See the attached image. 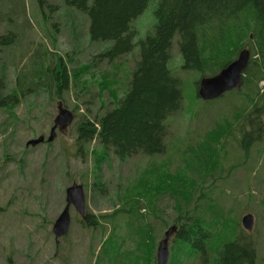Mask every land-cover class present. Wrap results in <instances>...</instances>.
<instances>
[{
  "label": "trees",
  "instance_id": "1",
  "mask_svg": "<svg viewBox=\"0 0 264 264\" xmlns=\"http://www.w3.org/2000/svg\"><path fill=\"white\" fill-rule=\"evenodd\" d=\"M38 1L41 7L50 2ZM64 2L88 14L92 43L114 40L113 46L93 55L87 64H74L75 57L69 52L66 58L54 50L35 48L34 58L24 61L15 86L8 88L0 77V108L15 109L22 99L41 91L64 100L62 94L74 88L79 100L89 83L85 76L91 73L102 97V108L108 106L106 91L113 97L112 106L93 115L95 118L82 114L77 120L74 144L76 155L91 154L98 162L104 161L109 151L121 161L136 155H158L166 151L169 133L166 119L182 109L183 104L182 82L168 66L175 39L184 59L183 67L201 71L202 77L217 74L243 49L254 47L256 39L257 51L252 52L259 53L261 58L250 59L242 88L231 89L220 97L235 100L230 112L232 120L224 114L223 119H217L195 146L188 148V171L172 176L169 166L150 165L151 168L138 178L139 185L131 189L133 198H126L120 207L99 217L91 212L82 216L84 228L101 230V235H106L97 253L100 264H157L156 252L161 237L158 238L156 228L146 220L147 213L142 209L148 207L154 211V216L160 217L164 210L159 208L157 211L154 205L163 197L175 200L177 209V216L172 221H164L162 227L165 232L171 225L177 227L172 235L169 264H255L256 247L251 234L244 229L238 232L235 226V237L225 240L219 229L224 223L223 214L213 215L211 223L217 218L215 230L207 227L206 211L215 206L208 203L206 211L201 208L203 201L211 198L209 192L201 188L205 187L203 184L209 176L218 171L221 174L222 160L227 154V137L236 129L242 135L239 144L247 153L252 142L264 140V88L259 85L260 81L264 82V0H158L154 9L156 23L153 30L140 40V57L133 66L123 94H119L114 86L116 83L111 82L106 72L98 77L94 68L97 62L106 61V55L115 60L133 49L136 34L133 21L150 0ZM14 31L8 29L0 33V51L19 41ZM79 106V103L72 106L74 113ZM13 118L16 120L19 116L13 113ZM250 158L253 159L247 154V159ZM195 172L201 180L200 189L199 184L195 187L197 180L190 177ZM84 185L86 189H97L100 194L104 192L100 180ZM198 191L201 192L196 198ZM144 198L146 203L142 202Z\"/></svg>",
  "mask_w": 264,
  "mask_h": 264
},
{
  "label": "rangeland",
  "instance_id": "2",
  "mask_svg": "<svg viewBox=\"0 0 264 264\" xmlns=\"http://www.w3.org/2000/svg\"><path fill=\"white\" fill-rule=\"evenodd\" d=\"M157 2L150 0L145 10L133 21L136 30L133 49L115 60L106 55V61L97 62L94 68L98 77L105 72L111 77L119 94H123L127 87L133 66L140 57V40L153 30L156 23L154 9ZM10 8L20 14L12 13ZM89 26L88 14L66 4L64 0H50L43 7L38 0H0V33L15 29L19 40L0 51V77L8 88L15 86L24 61L29 62L34 58L33 52L37 47L54 50L66 58L69 52L75 57L74 64L89 63L93 55L108 51L114 44V40L92 43ZM253 43L254 47L249 46L251 58H261L259 53L253 54L252 50L257 51L256 39ZM183 64L184 59L175 39L168 66L182 82L183 104L182 109L166 119L169 130L167 148L158 155H136L121 161L109 151L102 162L96 161L91 154L76 155L77 120L82 114L95 118L93 115L112 106L113 97L106 91L108 106L102 108V97L98 94V85L91 73L85 76L89 83L79 100L74 88L62 94L64 100L41 91L22 99L15 109L0 108V264H100L97 253L106 235L103 237L101 230L84 228L82 216L73 208L68 234L58 239L54 237L53 225L66 205V189L73 182L84 185L85 182L93 184L100 180L103 194L91 187L86 189L84 185L86 210L99 217L120 207L126 198H133L131 189L139 185L138 178L143 171L151 168L150 165L169 166L172 176L188 171V148L195 146L217 119H223L224 114L231 119L230 112L235 100L225 96L220 98L225 93L214 102L199 97L197 84L202 72L185 68ZM259 85L264 88L263 81ZM88 100L91 103H83ZM75 103L80 106L74 113L72 106ZM60 104L71 109L73 120L58 128L56 137L48 141ZM13 113L19 119L13 120ZM241 136L236 129L227 137V154L222 160L221 174L218 171L209 176L203 184L204 188H201V180L196 172L190 177L197 180L195 187L199 184L198 189L209 192L208 196L211 197L203 201L201 208L206 211L208 203L215 206L206 211L207 227L215 230L217 218L211 223L213 215L223 214L221 219L224 223L219 229L224 239L228 241L235 237V226L238 232L244 229L255 242V264H264V140L252 142L247 153L239 144ZM41 137H45V141L35 146L27 145L29 140ZM247 154L253 159L249 161ZM200 192L195 194L196 198ZM142 202L146 203L147 200L144 198ZM174 202L168 197L156 200L155 210H164L160 217L154 216V211L151 212L148 207L142 209L147 213L145 219L156 228L160 239H163L165 232L162 228L164 221H172L177 216ZM247 213L254 216L252 230L245 229L242 224V218ZM171 244L172 236L169 250Z\"/></svg>",
  "mask_w": 264,
  "mask_h": 264
},
{
  "label": "water",
  "instance_id": "3",
  "mask_svg": "<svg viewBox=\"0 0 264 264\" xmlns=\"http://www.w3.org/2000/svg\"><path fill=\"white\" fill-rule=\"evenodd\" d=\"M251 59L249 49H243L238 57L230 62L226 67L222 68L217 74L204 76L200 79L198 86V95L204 100H213L221 96L223 93L235 88H242L243 75ZM245 76V75H244ZM59 113L54 120V125L51 128L48 141H52L57 135V129L61 128L64 123L68 124L73 120V112L71 109L63 107L62 104L58 107ZM45 141V137L31 139L27 145H36ZM74 205L76 210L85 216L86 214V193L84 185L73 182V185L66 189V205L55 219L53 231L56 238L67 235L71 226L70 207ZM243 227L247 230H252L254 227V216L247 213L242 218ZM177 227L171 225L165 232L163 240L159 242L157 253V264H168L170 258L169 240Z\"/></svg>",
  "mask_w": 264,
  "mask_h": 264
},
{
  "label": "flooded vegetation",
  "instance_id": "4",
  "mask_svg": "<svg viewBox=\"0 0 264 264\" xmlns=\"http://www.w3.org/2000/svg\"><path fill=\"white\" fill-rule=\"evenodd\" d=\"M71 208H73L80 216H81V214L76 210V208H75V206L74 205H72L71 207H70V213H71ZM86 213H87V210H86ZM60 215V214H59ZM59 217V216H58ZM57 217V218H58ZM56 218V219H57ZM54 237H56V236H54Z\"/></svg>",
  "mask_w": 264,
  "mask_h": 264
}]
</instances>
